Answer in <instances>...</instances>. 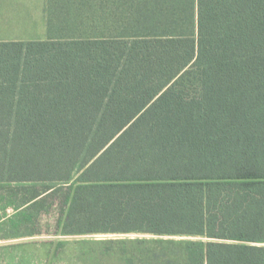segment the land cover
Masks as SVG:
<instances>
[{
	"label": "trees",
	"instance_id": "1",
	"mask_svg": "<svg viewBox=\"0 0 264 264\" xmlns=\"http://www.w3.org/2000/svg\"><path fill=\"white\" fill-rule=\"evenodd\" d=\"M48 33L0 43L12 231L62 193L60 235L264 264V0H55Z\"/></svg>",
	"mask_w": 264,
	"mask_h": 264
},
{
	"label": "rangeland",
	"instance_id": "2",
	"mask_svg": "<svg viewBox=\"0 0 264 264\" xmlns=\"http://www.w3.org/2000/svg\"><path fill=\"white\" fill-rule=\"evenodd\" d=\"M62 200V193L47 199L33 226L23 230L33 234L23 236L7 222L14 210H0V264H183L184 243L197 240L135 233L60 235Z\"/></svg>",
	"mask_w": 264,
	"mask_h": 264
},
{
	"label": "crops",
	"instance_id": "3",
	"mask_svg": "<svg viewBox=\"0 0 264 264\" xmlns=\"http://www.w3.org/2000/svg\"><path fill=\"white\" fill-rule=\"evenodd\" d=\"M55 0H0V43L46 41Z\"/></svg>",
	"mask_w": 264,
	"mask_h": 264
}]
</instances>
